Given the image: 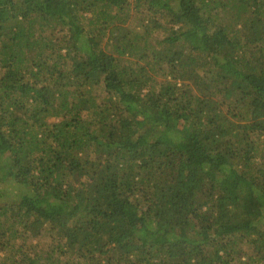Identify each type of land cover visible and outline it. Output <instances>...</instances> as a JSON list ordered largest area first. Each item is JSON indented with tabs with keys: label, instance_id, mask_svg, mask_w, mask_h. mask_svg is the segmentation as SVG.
Wrapping results in <instances>:
<instances>
[{
	"label": "trees",
	"instance_id": "obj_1",
	"mask_svg": "<svg viewBox=\"0 0 264 264\" xmlns=\"http://www.w3.org/2000/svg\"><path fill=\"white\" fill-rule=\"evenodd\" d=\"M0 264H264V0H0Z\"/></svg>",
	"mask_w": 264,
	"mask_h": 264
},
{
	"label": "rangeland",
	"instance_id": "obj_2",
	"mask_svg": "<svg viewBox=\"0 0 264 264\" xmlns=\"http://www.w3.org/2000/svg\"><path fill=\"white\" fill-rule=\"evenodd\" d=\"M136 24H139L138 19L137 18H132L131 25L134 26ZM6 188H7V186H6Z\"/></svg>",
	"mask_w": 264,
	"mask_h": 264
}]
</instances>
